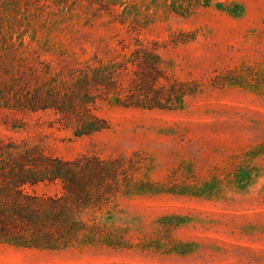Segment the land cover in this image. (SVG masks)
Instances as JSON below:
<instances>
[{
    "label": "rangeland",
    "instance_id": "374dc122",
    "mask_svg": "<svg viewBox=\"0 0 264 264\" xmlns=\"http://www.w3.org/2000/svg\"><path fill=\"white\" fill-rule=\"evenodd\" d=\"M139 44L176 91L163 108L102 95L88 134L76 111L15 108L26 85L76 103L100 65L130 86ZM36 153L120 159L118 186L96 208L68 203L58 232L62 182L17 183ZM27 196L59 203L42 226L10 225L29 244L0 241V264H264V0H0V213L19 219Z\"/></svg>",
    "mask_w": 264,
    "mask_h": 264
},
{
    "label": "trees",
    "instance_id": "16d2710c",
    "mask_svg": "<svg viewBox=\"0 0 264 264\" xmlns=\"http://www.w3.org/2000/svg\"><path fill=\"white\" fill-rule=\"evenodd\" d=\"M132 54L133 57L128 62L133 67L130 86L124 87L119 82L115 69L111 72L110 68L100 65L81 74L79 77L76 84V103L73 98L75 96L67 98V96L61 97L60 94L53 90L45 92L39 89L31 90L26 85L28 84L27 82H22V85H26L27 89H25L24 93L17 95L20 97L16 98L18 103H14V106L18 110L31 112L53 109L61 117H65L66 110L68 112L76 111L78 116L80 113L88 118L83 123H79V126L83 124L82 132L88 134L105 127L104 121L91 112V106H94L96 100L102 98V95L106 98L112 94L118 104L142 109L163 108L167 103H172L174 100L172 94L176 92L173 89V85L169 87L157 85L159 79L164 75L159 68V57L154 52V49L139 44L133 49ZM45 86L46 84H44ZM119 161L120 159L104 160L99 157H87L85 155L72 161H60L48 159L40 153L31 154L29 155V165H31L32 175L29 174L28 177L26 175L17 183L18 185H35L40 181L43 182L45 178L50 182L56 179L62 182L64 193L60 202L63 206L59 217L53 219L59 223L60 226H58L57 230L61 232L66 225H69L68 218L72 213V210L69 209L71 202L81 209L96 208L103 199L109 197V193L105 194L104 190L107 187L114 188V185L118 186L117 167ZM37 168L40 171H52V175L50 177H40V175L35 173ZM21 171L25 172L23 167ZM25 198L26 202L20 203L18 201V207L13 210L18 214L19 219L13 220L9 214L0 213V241L28 245L29 243H22L10 238L8 234L12 232V227L13 229L15 226L25 227L29 219H33L41 226L44 225L45 218L43 216L45 215L42 213L45 212L47 214L51 210L54 214L52 206L59 203V200L56 202L50 198L48 199L50 207L45 209L42 207V204H47V200L44 198L38 196H27ZM25 203L35 204L36 207H32V210L27 209L23 206Z\"/></svg>",
    "mask_w": 264,
    "mask_h": 264
}]
</instances>
